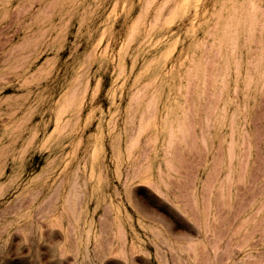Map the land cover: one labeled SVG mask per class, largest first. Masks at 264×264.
<instances>
[{
    "label": "rangeland",
    "instance_id": "374dc122",
    "mask_svg": "<svg viewBox=\"0 0 264 264\" xmlns=\"http://www.w3.org/2000/svg\"><path fill=\"white\" fill-rule=\"evenodd\" d=\"M0 264H264V0H0Z\"/></svg>",
    "mask_w": 264,
    "mask_h": 264
}]
</instances>
